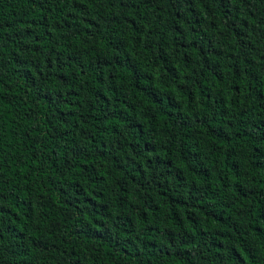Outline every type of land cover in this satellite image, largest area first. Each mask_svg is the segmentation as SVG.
Wrapping results in <instances>:
<instances>
[{"label":"trees","instance_id":"16d2710c","mask_svg":"<svg viewBox=\"0 0 264 264\" xmlns=\"http://www.w3.org/2000/svg\"><path fill=\"white\" fill-rule=\"evenodd\" d=\"M0 264H264V0H0Z\"/></svg>","mask_w":264,"mask_h":264}]
</instances>
